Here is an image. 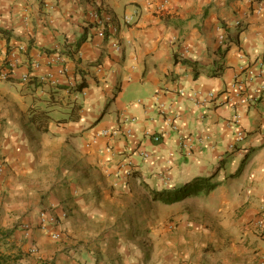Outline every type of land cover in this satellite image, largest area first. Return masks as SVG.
Returning <instances> with one entry per match:
<instances>
[{
	"label": "crops",
	"instance_id": "0c3cea01",
	"mask_svg": "<svg viewBox=\"0 0 264 264\" xmlns=\"http://www.w3.org/2000/svg\"><path fill=\"white\" fill-rule=\"evenodd\" d=\"M4 70L0 264H264V0H0Z\"/></svg>",
	"mask_w": 264,
	"mask_h": 264
},
{
	"label": "built area",
	"instance_id": "2783aa9c",
	"mask_svg": "<svg viewBox=\"0 0 264 264\" xmlns=\"http://www.w3.org/2000/svg\"><path fill=\"white\" fill-rule=\"evenodd\" d=\"M261 11V8L260 6L257 8L256 12L259 13ZM92 16V21L94 23H96L97 25H99L100 27L98 28V36L100 37H104L105 36V33H106V30H107V26L109 25L112 30V32H116V25L112 24V20L113 18L110 16V15H106L104 16L103 18H100V16L98 15V13L96 12H92L91 14ZM122 21L126 24H129L133 21V16L132 15H124L122 17ZM223 41V38H220V42ZM115 46V48H118L117 44L114 43L113 44ZM9 70H11L12 67H14V63L12 62H9ZM32 68L33 69H36L38 67V63L36 61H33L32 64H31ZM66 71V68L64 67H60V69L57 71L58 74H63L64 72ZM10 75V72L8 70H4L0 73V79H6L8 76ZM33 73L32 72H29V71H26L25 73L21 74L20 75V81L23 82V83H28L29 81L32 80L33 78ZM38 79V81L40 82H43V83H49L50 85H59V80L51 73V72H46L44 74H40L36 77ZM76 83H71L69 82V84L66 86V89L69 91L71 89H73L75 87ZM234 88H235V96L236 97H240V93L242 91V85L239 84V83H235L232 85ZM209 96L212 97L214 96L213 93H209ZM240 102L241 103H244L246 101V99L244 97H240L239 98ZM160 107L163 108V105L160 104ZM239 118L238 115H235L233 117V119L236 121L237 119ZM129 133V131L127 132ZM109 134V132L107 130H103L100 132V135L102 136H107ZM236 138L237 140H242L243 139V134L242 132H238L236 134ZM153 139L154 140H159V136L157 135H153ZM229 148L230 149H233L234 148V144H230L229 145ZM141 155L146 158L148 155L147 153L145 152H142ZM2 165L0 164V175H1V169ZM132 174V167L129 169H127L124 173V178L121 177L122 179L118 178L119 181L120 180H123L125 181L127 179V177H130ZM128 183L125 182L124 184V187L127 188ZM114 185H118V183H114ZM64 216H65V213L61 211L60 215L59 214H55L53 213L52 210H43L39 213V218H38V227L39 229L43 230V231H48L50 232V235L51 237L55 238V239H58L60 238V232H55V231H52L51 228L52 227H55L59 224V222L64 219ZM49 227H50V231H49ZM25 229H28V225L24 226Z\"/></svg>",
	"mask_w": 264,
	"mask_h": 264
},
{
	"label": "trees",
	"instance_id": "16d2710c",
	"mask_svg": "<svg viewBox=\"0 0 264 264\" xmlns=\"http://www.w3.org/2000/svg\"><path fill=\"white\" fill-rule=\"evenodd\" d=\"M85 86L84 81H79L76 83L75 89L76 91H81L82 88ZM30 115H31V121L36 122V128L37 130L41 131H47V123L49 121V115L48 111L44 109H34L30 108ZM242 166V165H241ZM240 168L237 170V172L234 175H238L240 172ZM205 179L195 181L193 184H185L182 188H179V190L174 191L172 193L170 192H153L152 198L153 200H159L163 203H172L175 201H179L185 196L191 195L192 193H195L199 190V186L204 183Z\"/></svg>",
	"mask_w": 264,
	"mask_h": 264
},
{
	"label": "rangeland",
	"instance_id": "374dc122",
	"mask_svg": "<svg viewBox=\"0 0 264 264\" xmlns=\"http://www.w3.org/2000/svg\"><path fill=\"white\" fill-rule=\"evenodd\" d=\"M185 206V203H183V202H181V204L179 205V209H181L182 207H184ZM178 209V210H179ZM183 209V208H182Z\"/></svg>",
	"mask_w": 264,
	"mask_h": 264
}]
</instances>
